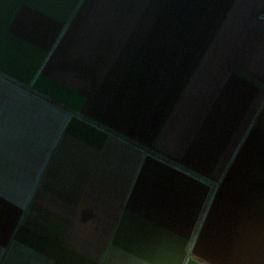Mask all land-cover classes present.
<instances>
[{
    "label": "crops",
    "instance_id": "obj_1",
    "mask_svg": "<svg viewBox=\"0 0 264 264\" xmlns=\"http://www.w3.org/2000/svg\"><path fill=\"white\" fill-rule=\"evenodd\" d=\"M0 264H264V0H0Z\"/></svg>",
    "mask_w": 264,
    "mask_h": 264
}]
</instances>
